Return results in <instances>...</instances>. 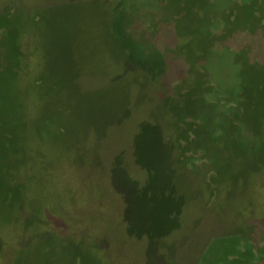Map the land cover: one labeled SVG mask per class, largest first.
Masks as SVG:
<instances>
[{"label": "rangeland", "instance_id": "obj_1", "mask_svg": "<svg viewBox=\"0 0 264 264\" xmlns=\"http://www.w3.org/2000/svg\"><path fill=\"white\" fill-rule=\"evenodd\" d=\"M0 264H264V0H0Z\"/></svg>", "mask_w": 264, "mask_h": 264}]
</instances>
